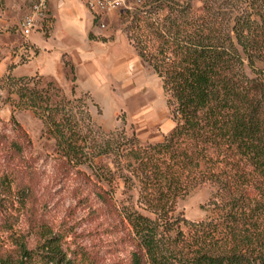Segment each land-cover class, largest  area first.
<instances>
[{"label": "trees", "instance_id": "obj_1", "mask_svg": "<svg viewBox=\"0 0 264 264\" xmlns=\"http://www.w3.org/2000/svg\"><path fill=\"white\" fill-rule=\"evenodd\" d=\"M124 23L128 43L167 95L173 126L161 140L103 132L88 93L67 98L36 76L6 77L12 105L40 120L57 167L82 174L125 222L126 264H264V0H139ZM11 121L13 158L31 172L24 158L31 140L12 114ZM119 182L136 200L113 196ZM207 182L217 186L215 212L183 230L176 200ZM36 241L29 248L16 240L0 264H74L57 238Z\"/></svg>", "mask_w": 264, "mask_h": 264}, {"label": "rangeland", "instance_id": "obj_2", "mask_svg": "<svg viewBox=\"0 0 264 264\" xmlns=\"http://www.w3.org/2000/svg\"><path fill=\"white\" fill-rule=\"evenodd\" d=\"M34 1L4 0L0 5V259L14 253L16 240L25 239L33 248L43 234L57 238L74 264H126L130 244L125 222L97 200L82 174L57 167L54 140L42 134L32 112L14 108L16 97L6 77L36 76L67 98L88 93L94 103L89 102L93 123L103 132L123 129L133 131L142 143L161 140L173 126L167 95L124 30L125 13L139 0H124L123 6L99 16L73 0L77 11L66 7L53 31V21L48 23V39L37 44L30 38L37 33L45 37L44 30L25 37L19 25ZM60 4L57 0L58 8ZM11 114L31 140L24 154L34 165L31 172L13 158L11 141H18V132ZM79 171L90 175L86 166ZM133 194L121 182L113 191L118 201L130 195L134 201ZM219 201L217 186L207 182L178 197L174 213L184 218L185 230L189 223L214 214Z\"/></svg>", "mask_w": 264, "mask_h": 264}, {"label": "built area", "instance_id": "obj_3", "mask_svg": "<svg viewBox=\"0 0 264 264\" xmlns=\"http://www.w3.org/2000/svg\"><path fill=\"white\" fill-rule=\"evenodd\" d=\"M86 6L94 11L110 12L124 5V0H84ZM48 0H35L20 21L23 36H29L46 15Z\"/></svg>", "mask_w": 264, "mask_h": 264}, {"label": "crops", "instance_id": "obj_4", "mask_svg": "<svg viewBox=\"0 0 264 264\" xmlns=\"http://www.w3.org/2000/svg\"><path fill=\"white\" fill-rule=\"evenodd\" d=\"M59 1H61V4H60V6H59V8H58V6H57V0H48V3H47V8H46V15H45V17L40 21V23H39V25H38V27L34 30V31H36L37 29H43L44 30V36L45 37H47V38H45V37H42L41 35H39L38 33L37 34H35V35H33L31 38H30V42L31 43H33V44H37L36 42H38V41H42L43 39H48V23L50 22V21H53V28H52V30L51 31H53V29H54V26H55V23H56V18L59 16V15H64L65 13H64V9L66 8V7H71L72 8V4L74 3L73 2V0H59ZM80 2H82L83 4H84V6H85V8H86V10H88L91 14H94V15H96V16H99V15H101V14H104L105 12H99V11H94V10H91V9H89L87 6H86V4H85V2H84V0H79ZM50 6H51V8H50ZM73 10L75 9L76 10V8L74 7V8H72ZM28 11V10H27ZM26 11V12H27ZM77 11V10H76ZM108 13V12H107ZM25 15V14H24ZM23 15V16H24ZM23 16H22V18H23ZM54 17V19H52L53 17ZM21 18V19H22ZM21 19H20V21H21ZM20 24V23H19ZM34 31L32 32V33H34ZM31 33V34H32ZM22 34V33H21ZM30 34V35H31ZM29 35V36H30ZM28 37V36H27Z\"/></svg>", "mask_w": 264, "mask_h": 264}]
</instances>
